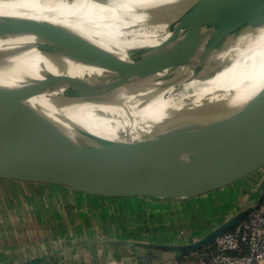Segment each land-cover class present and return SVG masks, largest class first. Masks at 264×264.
I'll return each instance as SVG.
<instances>
[{
    "label": "bare ground",
    "instance_id": "obj_1",
    "mask_svg": "<svg viewBox=\"0 0 264 264\" xmlns=\"http://www.w3.org/2000/svg\"><path fill=\"white\" fill-rule=\"evenodd\" d=\"M96 1L0 0V20L93 9ZM115 1L163 10L171 0ZM105 7L99 12L111 20L77 26L49 48L0 52V129L54 142L47 130L22 126V115L49 112L51 120L111 139H171L191 131L195 119L202 122L213 96L234 102L264 84V0H214L154 29L93 77L55 89L56 81L43 77L99 52L144 16Z\"/></svg>",
    "mask_w": 264,
    "mask_h": 264
},
{
    "label": "water",
    "instance_id": "obj_2",
    "mask_svg": "<svg viewBox=\"0 0 264 264\" xmlns=\"http://www.w3.org/2000/svg\"><path fill=\"white\" fill-rule=\"evenodd\" d=\"M212 1L171 0L163 10H158L149 4L97 0L100 5L93 9L81 6L46 17L5 15L0 20V52L49 48L58 36L77 26L111 20L99 12L100 6L115 9L116 14L123 11L129 16L144 14L99 52L43 77L56 81L55 89L66 91L107 68L154 29L197 13ZM88 9L96 12L87 14ZM21 117L25 129H45L54 142L0 129V178L3 179L65 183L105 192L179 199L225 187L264 167V84L238 101H217V106L202 122L194 120L191 131L165 140H117L90 134L85 128L72 125L64 126L73 137H62L53 134L54 126L60 125L57 120L47 116ZM263 202L264 184L234 215L195 241L174 244L117 239L101 243L108 247L109 261H115L116 253L128 254L123 264H152L166 257L189 255L247 220ZM72 249L69 247L66 251ZM89 249L93 264H100L93 241ZM56 256L57 253L39 255L12 264H46L55 261Z\"/></svg>",
    "mask_w": 264,
    "mask_h": 264
},
{
    "label": "crops",
    "instance_id": "obj_3",
    "mask_svg": "<svg viewBox=\"0 0 264 264\" xmlns=\"http://www.w3.org/2000/svg\"><path fill=\"white\" fill-rule=\"evenodd\" d=\"M179 199L0 178V264L52 253L46 264H93L90 241L100 264H123L128 254L109 261L101 241H165L186 227Z\"/></svg>",
    "mask_w": 264,
    "mask_h": 264
},
{
    "label": "rangeland",
    "instance_id": "obj_4",
    "mask_svg": "<svg viewBox=\"0 0 264 264\" xmlns=\"http://www.w3.org/2000/svg\"><path fill=\"white\" fill-rule=\"evenodd\" d=\"M217 101L219 102L216 96H213L210 109L203 113V117L209 115L213 108L217 106ZM48 114L49 112L45 115L48 116ZM197 121L195 120V122ZM54 127L56 128L53 130L54 135L73 137L64 124L60 123V125L57 124ZM263 184L264 167L254 174L225 187L199 196L179 199V203L182 206L181 214L183 219H185V229L177 231V233L175 232L176 234L172 233L165 241L158 238L157 240L149 242L177 244L191 242L201 238L241 209L262 188Z\"/></svg>",
    "mask_w": 264,
    "mask_h": 264
},
{
    "label": "built area",
    "instance_id": "obj_5",
    "mask_svg": "<svg viewBox=\"0 0 264 264\" xmlns=\"http://www.w3.org/2000/svg\"><path fill=\"white\" fill-rule=\"evenodd\" d=\"M152 264H264V202L247 220L209 246Z\"/></svg>",
    "mask_w": 264,
    "mask_h": 264
}]
</instances>
